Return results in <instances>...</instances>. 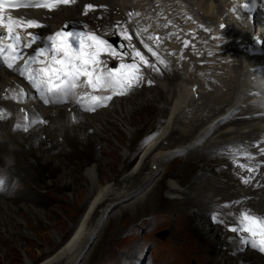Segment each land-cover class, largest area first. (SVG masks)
<instances>
[{
    "label": "bare ground",
    "instance_id": "1",
    "mask_svg": "<svg viewBox=\"0 0 264 264\" xmlns=\"http://www.w3.org/2000/svg\"><path fill=\"white\" fill-rule=\"evenodd\" d=\"M240 1L74 0L70 6L52 2L54 7L38 9L48 0H35L8 7V13L43 22L38 29L43 33L68 21L94 20L104 35L130 36L131 54L141 63L139 51L151 67L141 63L145 74L139 77L146 81H137L135 96L116 97L104 111L92 112L75 99L63 106L52 100L44 104L30 91L23 101H14L20 80L0 68V164H7L0 172V234L20 231L23 222L15 216L21 210L36 214L38 223L54 225L43 219L47 201H66L65 192L74 189L89 206L69 239L37 264H91L105 224L129 215L131 228L144 216L138 222L135 217L161 206L183 219V244L200 264H264L262 255L243 249V242L213 225L209 215L216 211L232 219L241 208L264 213V167L255 169V158L245 156L234 168L231 158L247 152L264 161V0H257L261 4L251 19L250 12H241ZM87 5L97 9L83 15ZM161 116L159 133L126 170ZM173 163L178 178L167 180ZM258 183L263 185L255 188ZM220 198L235 202L214 204ZM51 210L57 212V206ZM17 234L11 240L31 239ZM17 240L12 245L20 248ZM46 241L50 245L58 236L53 232ZM191 263L196 264L194 258ZM160 264H170L169 256Z\"/></svg>",
    "mask_w": 264,
    "mask_h": 264
},
{
    "label": "rangeland",
    "instance_id": "2",
    "mask_svg": "<svg viewBox=\"0 0 264 264\" xmlns=\"http://www.w3.org/2000/svg\"><path fill=\"white\" fill-rule=\"evenodd\" d=\"M83 15L85 14L83 13ZM70 22L75 23L72 21ZM81 23H83L85 28H93L101 33H105L103 29L98 27L99 25L95 27L94 20L89 21V23ZM103 25L105 28L104 21ZM121 37L125 39L124 35H121ZM127 48L130 49L129 44L127 45ZM148 86L149 85H147V87ZM136 89L137 88H135L130 95L133 96ZM120 99H123V96H120ZM63 103L65 102L58 103V106H63ZM104 110L105 108L98 111ZM90 114L94 115V113ZM42 120L45 121V119ZM163 123L164 119L161 116L156 127H154L153 124L150 126L151 129L147 130L145 139L133 155L130 164L131 166H126V170L132 168L140 152L146 144H148L150 140H152L159 133ZM1 169L3 171H7V164H0V172L2 171ZM167 170L169 171L166 176L167 180L170 178H178L175 174L179 170L176 163L169 166ZM197 170H193V177L198 173L199 170ZM102 183L103 181L99 182V184ZM185 183L187 182L185 181ZM200 185L201 184H198V186L202 188ZM27 187V183H24L23 189L26 190ZM77 195L78 193L72 189L65 192L64 198H66V201H47L48 205L45 207L48 208L49 206V208H51L50 210H46L45 208L44 211L47 215H44L43 219L44 221L50 223L53 222L54 225H45L40 222L38 223L37 220L35 221V218H38L36 214L34 215V218L28 213L24 214V210H21L20 213L18 212L15 217L23 222V225H19L20 231L14 228L11 232L0 234L1 237H6L5 240L0 241V264H21L20 260L28 262L29 264H37L55 253L73 234L75 228L80 223L87 207L89 206V200H85L84 202ZM220 200L221 198L214 200V204L220 202ZM214 204L208 205L207 208L213 207ZM29 205L31 207L33 206V208L40 209L37 203H29ZM56 206L57 212L51 210ZM169 209L170 208H164L161 206L157 208V210H155L157 212L154 213H151L152 209H148L144 215L141 214L133 219L134 222H138L140 218L144 216L139 223L131 228L129 227L131 226L132 219L129 215L117 220L116 222H112L109 226L105 224L106 226L100 230L97 236V239L101 242V248L96 261L91 264H124L125 261L128 262L131 260H143V263L145 262L146 264H160L161 261L166 263L167 256H169L170 264H174L176 262L179 264H192L191 260L193 258L195 259L196 264H200V257L183 244V242L187 241L186 237L181 238V231L185 230V224L182 222L183 219L177 215L173 218L175 214H171ZM149 214H151V216ZM28 223H30V226H28ZM220 227H222V230L224 231L223 226ZM162 230L167 231V234L163 238L159 236V232ZM18 232H24L30 235L31 239L25 240V238L22 237L20 240L22 242H20L19 239L11 240V238H16V236L19 237V234H17ZM53 232L58 236V241L49 245L46 239L48 240ZM35 235H38L40 239ZM16 240L19 241L21 246L20 248L12 245H17L18 242H16ZM11 257H18L20 260L17 262L12 261L10 259Z\"/></svg>",
    "mask_w": 264,
    "mask_h": 264
},
{
    "label": "snow or ice",
    "instance_id": "3",
    "mask_svg": "<svg viewBox=\"0 0 264 264\" xmlns=\"http://www.w3.org/2000/svg\"><path fill=\"white\" fill-rule=\"evenodd\" d=\"M4 2L5 0H0V10L3 9ZM55 2L68 4L74 2V0H55ZM43 6L52 7L53 5L45 4ZM249 6V3L243 5L245 9H248ZM92 7V5L86 6L87 9H92ZM11 19L12 18L9 17V20ZM26 23L30 27H40L39 24L32 20ZM0 24H3L2 17H0ZM3 26L8 29L9 38L14 40L19 39L18 36H14L11 24H4ZM0 39H2V37H0ZM48 39L52 41V46L38 49L37 55L31 58L33 63L39 62L44 64V67L35 71L34 76L29 77V82L38 90L41 89V85H44L47 91H58L60 93V99L66 100L69 92L76 88H90L94 92L116 88H130L133 81H138L140 79L138 75L140 69L135 63L128 65L121 64L119 68L109 69L107 72L101 70L99 68L101 64L99 56L105 51L107 41L102 40L93 33L85 35L84 33L60 31L57 32L55 36L48 37ZM125 39L130 40L131 37L125 35ZM36 40L37 37L35 35H30L29 43L26 46L30 47ZM73 43H75V47ZM107 50L110 55L117 54L110 46ZM148 50L152 51L151 48ZM48 53H51L50 61L38 60V57L45 56ZM135 55L139 57L141 63L151 67L143 54L136 51ZM153 55H156V53L153 52ZM8 67L12 68L13 65L8 63ZM21 75H24V73L21 72ZM36 77H41V79H37ZM81 77L85 78L82 83L80 82ZM43 95L44 91H41V96L43 97ZM90 99L97 104H102L104 100H110L112 97L93 95ZM45 103H48L47 99H45ZM41 123H43V121H41ZM245 183H247V181H245ZM241 224L245 232L251 233L253 237H260L258 244L254 242L253 246H258L259 250L264 252V217H257L245 213L242 216ZM231 231L235 232L237 229L232 228Z\"/></svg>",
    "mask_w": 264,
    "mask_h": 264
},
{
    "label": "water",
    "instance_id": "4",
    "mask_svg": "<svg viewBox=\"0 0 264 264\" xmlns=\"http://www.w3.org/2000/svg\"><path fill=\"white\" fill-rule=\"evenodd\" d=\"M166 234H167V231L166 230H162V231L159 232V236L161 238H163Z\"/></svg>",
    "mask_w": 264,
    "mask_h": 264
}]
</instances>
